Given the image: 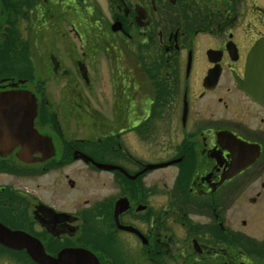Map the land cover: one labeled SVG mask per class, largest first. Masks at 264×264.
Returning a JSON list of instances; mask_svg holds the SVG:
<instances>
[{
	"label": "flooded vegetation",
	"instance_id": "1",
	"mask_svg": "<svg viewBox=\"0 0 264 264\" xmlns=\"http://www.w3.org/2000/svg\"><path fill=\"white\" fill-rule=\"evenodd\" d=\"M25 1L0 0V95L32 93L34 129L52 146L0 145V264L74 250L86 264H264V90L246 87L264 0H107L120 24L108 64L120 76L108 121L88 99L72 107L85 138L67 133L42 79L76 90L71 42L49 24L73 9L32 0L30 21ZM44 26L57 39L42 59ZM81 186L84 197L59 204Z\"/></svg>",
	"mask_w": 264,
	"mask_h": 264
},
{
	"label": "rangeland",
	"instance_id": "2",
	"mask_svg": "<svg viewBox=\"0 0 264 264\" xmlns=\"http://www.w3.org/2000/svg\"><path fill=\"white\" fill-rule=\"evenodd\" d=\"M25 2L27 5H30L31 2V10L26 11V17L27 20L29 19L30 21H33L35 18L33 15L36 13L35 5H37L38 2L37 4H35L36 2L32 0ZM50 3L52 6H55L54 0H50ZM67 3L70 5L71 9H73L71 10L72 13L70 16L66 17V8L65 10H61V7H59L58 9L60 11L56 13L55 18L51 19L49 24L53 23L58 28V39L64 37L65 41H68L69 44L71 42L70 46L72 45V58L74 60L73 71L76 90L75 92L62 91L64 85L67 84V82L68 85L70 84V79L69 81L65 80V83V81L58 80L57 76L54 77L50 74H47L45 70L43 71L44 75L42 79L43 82H45L44 90L46 92V96L49 101H51V104H53L55 107L53 110H59L58 112L60 119L65 121L64 123L67 133L70 134L71 138H85L86 132L84 131L83 123L85 120L83 115L79 112V108V111L76 112L74 111L75 108L72 107H74L77 102L80 104H83L84 102L85 104L86 100L88 99L92 107L95 106V110H100L104 117H108L106 118L107 121L111 117V106L113 105V95L115 92L113 77L115 73H117L119 76L120 74L116 70L112 71L110 69L108 59L115 56L117 53V49L114 48V45L120 42L118 40V35L120 34L116 33L118 31L114 32L111 29V26L114 24L111 22L110 12H117H114V10L111 9L109 12V6L111 7V5L107 0H72L70 3L68 0H65L64 6H66ZM46 19V16L42 17L43 25H46ZM72 26H74V29H72ZM45 29L46 26L43 27V31H47L49 35L44 34V40L42 44L40 43L39 33V38L36 40V43L38 46L42 44V48L44 49L43 52L46 51V53H49L53 49V40L56 37L54 36L55 31L52 28L49 27L47 30ZM65 35L67 36L66 38ZM134 41L140 42L141 40H138V38L135 37ZM104 42H107L108 44ZM104 44H106L105 47ZM110 45L111 48L109 49ZM133 45L134 43L127 42L124 49V57L128 61L132 56H135V58L138 57L137 54H130L131 46ZM85 52L88 53L90 59L88 56H83V53ZM46 53L44 52L42 59L45 58L47 55ZM78 62H82V64H85L87 67L88 77L90 78L91 82V90L86 89L84 86V82L77 68ZM128 73H130L129 70ZM57 106H59V109ZM68 121L70 122L67 124ZM104 125L106 126V124ZM45 192L46 190H44V193ZM92 193L94 194L90 193V195H98L99 188L93 187ZM83 194L84 186H81L80 188L76 189L71 197H66L65 199L62 198L59 201V204L68 206L70 205V201L74 199L77 200L80 196L84 197Z\"/></svg>",
	"mask_w": 264,
	"mask_h": 264
},
{
	"label": "water",
	"instance_id": "3",
	"mask_svg": "<svg viewBox=\"0 0 264 264\" xmlns=\"http://www.w3.org/2000/svg\"><path fill=\"white\" fill-rule=\"evenodd\" d=\"M112 30L114 32L120 30V24L115 23ZM248 67L249 82H246L247 89H257L263 92L261 89L264 90V40L255 46ZM258 97L264 99V94H259ZM36 114L37 101L32 93L27 91L2 93L0 95V145H9L10 149L21 147L23 152L27 153V149L30 146H36V142L39 143L40 140L43 148L44 146L51 148V142L50 144L44 142L45 139H41L34 129ZM48 152L51 155V149ZM87 159L89 158L87 157ZM16 239H7L8 242H11L10 247L19 248L18 246H12V242ZM32 255L40 264H73L72 258H79V262L76 264H86V258L84 257L86 252L81 250L64 252L57 259L48 257L43 251ZM91 263L94 262L91 260Z\"/></svg>",
	"mask_w": 264,
	"mask_h": 264
}]
</instances>
